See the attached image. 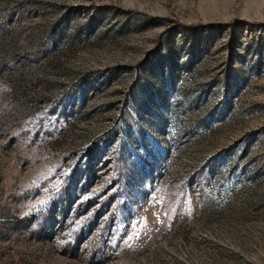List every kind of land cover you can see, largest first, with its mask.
Instances as JSON below:
<instances>
[{
  "label": "rangeland",
  "instance_id": "1",
  "mask_svg": "<svg viewBox=\"0 0 264 264\" xmlns=\"http://www.w3.org/2000/svg\"><path fill=\"white\" fill-rule=\"evenodd\" d=\"M0 264H264V0H0Z\"/></svg>",
  "mask_w": 264,
  "mask_h": 264
}]
</instances>
